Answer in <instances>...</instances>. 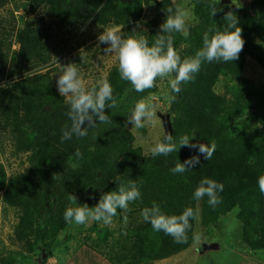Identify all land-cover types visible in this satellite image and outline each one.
<instances>
[{"label":"trees","instance_id":"obj_1","mask_svg":"<svg viewBox=\"0 0 264 264\" xmlns=\"http://www.w3.org/2000/svg\"><path fill=\"white\" fill-rule=\"evenodd\" d=\"M157 4L165 9L175 8L170 0L159 1ZM41 5H45L53 17H58L67 24L87 22L96 14L101 23L109 22L114 26H120L121 35L125 38L129 36L132 24L142 16L143 10L142 0H33L29 14ZM211 5L217 9L215 16L211 14ZM199 7L197 22L186 23L189 35L185 37L180 33L172 34L174 48L181 59L195 56V53L203 46L204 33L209 28L223 31L226 27L224 15L232 11L233 15L238 18L237 26L241 27L245 41L239 58L228 62L203 61L201 67L208 68V70L207 77L201 79L205 82L219 81L218 78L224 76L232 90L239 95V92H242L241 77L249 60L253 59L264 69V0H247L240 6L220 5V0H203ZM42 17L44 21V16ZM33 20L26 21L17 31L19 48L15 51L11 67L8 69V74L12 79L5 87H0V129L12 136L11 139L16 142L18 151L29 148L33 151L30 157L33 166L27 174L13 175L7 179L4 167L0 166V190L5 188L4 201L10 206L23 209L17 229L18 239L25 243L30 253L38 252L40 257L42 251H51L61 243V240L56 239L53 234L51 239L47 229L57 226L58 228L52 229L54 233L61 227L68 226L64 219V212L70 204L69 194H74V183L82 180L83 187L89 190H86V196L90 199L82 197L78 198L77 202L81 201L83 204L84 201L85 203L89 201L91 206L98 203L100 198H97V194H100L99 191L103 188L105 181L115 179L117 173H120L121 180L125 182L138 180L151 187L150 192L141 194V209L151 207L152 202L155 201L166 214H180L184 208L180 204L174 205L176 203L173 200L176 195H179L176 190L180 186L177 189V185L162 186L159 192H156L158 180L151 178L150 182H145V179H141V176L150 168L151 160H160V155L151 154L147 159H136L130 156L128 162L129 154L123 151V148L127 144L130 148L131 140L117 141L126 131L125 123L130 118L136 102L145 95V91L137 92L130 82L121 79L122 83L113 91L117 106L105 109L110 122H97L96 127L87 129L86 136H73L61 142L63 127L66 124L71 125L66 115L69 106L61 100L56 91H53L54 84L49 69L46 72H36L37 74L31 75L32 70L37 67L43 69L50 66L54 55L44 32L46 24L35 23ZM190 82L183 83L181 91L178 94L174 93L175 99L171 100L173 107L178 106L182 101L184 91ZM245 82L249 84L248 81ZM252 87L256 93H253L249 99L246 98V101L248 105L255 106L264 101V79L259 84L253 83ZM245 106L247 107V104ZM216 107L215 103L206 104L200 113V121L204 119L205 114L208 115L205 119L207 122H212V117L215 115L218 119L223 118L222 121H225L223 115L227 113L230 119L235 117L231 110L235 111L236 108L226 107L222 115L223 110H216ZM241 113L243 114L244 110ZM84 126H87V122ZM200 136L201 138L206 137V133L201 132ZM261 139L262 141H257L258 144L252 152L246 154L239 164L233 165L231 171L220 174L208 170L205 172L208 175L192 172L187 182L190 189L185 186L182 188L194 196L200 180L204 177H209L224 185L223 191L218 192L221 203L215 208L209 205L207 196L199 200L202 225L205 228L217 225L221 216L227 215L237 206L248 208L252 205V199L256 198L257 214L251 213L246 217L241 215L242 229H244L243 240L247 241L250 249L253 250H264V193L260 191L258 185V177L264 175V135ZM113 142L117 145L119 153L111 151L110 145ZM77 149L82 153V158L75 155ZM110 155L114 159L113 162H110ZM120 156L124 164L118 169ZM228 159L225 157L223 162H227ZM79 160L83 163L78 165ZM73 161H75L74 165H72ZM114 167L119 171L113 169ZM45 168L50 169L49 175L41 172ZM38 177L40 178L37 179ZM84 178L86 181L83 180ZM166 184L167 182L164 181L163 185ZM117 188L118 185L115 182V190ZM255 216L260 222L257 221L258 224L254 229V239L249 241L250 235L245 231L247 226L252 225L250 219H254ZM33 219L37 220V226ZM130 232L132 235L126 239L129 243L123 244L127 254L116 251L117 243H115L114 248L110 250L111 260L115 259L119 262L124 258L140 255L147 260L161 259L188 246L187 242L178 244L162 231H154L151 224L144 220L132 223ZM109 235L107 228H102L99 233V236L106 242ZM198 249L200 254H204L210 250H217L219 247L206 242ZM25 259L28 257L22 253L13 254V256L4 255L2 264H19ZM46 260L44 259L41 263L45 264Z\"/></svg>","mask_w":264,"mask_h":264},{"label":"rangeland","instance_id":"obj_2","mask_svg":"<svg viewBox=\"0 0 264 264\" xmlns=\"http://www.w3.org/2000/svg\"><path fill=\"white\" fill-rule=\"evenodd\" d=\"M142 1V16L132 24L129 35H132V31L135 30L138 32L137 35L145 36L151 45L156 35L161 32L160 25L165 21L167 13L163 6L157 4L163 0ZM170 1L174 7L179 5L189 12L186 23L197 22V9L200 8L199 5L203 0ZM246 1L233 0L232 4L240 6L241 3H246ZM32 5L33 0H0V87H5L12 79L8 74V69L11 67L15 51L19 48L17 31L30 19H34L35 23L46 24L44 32L54 54L50 66L43 69L37 67L32 70L31 75L37 74L36 72L43 73L49 69L54 84L53 91L59 94L57 80L68 63H75L79 75L89 88L104 78L109 80L113 91L122 83L115 54H106L104 49L108 45L101 44L98 40L99 35L104 32V28H119L121 34L120 26H114L109 22L101 23L96 14L93 19H89L87 22L67 24L60 18L53 17L45 5L38 6L32 11V14H29ZM42 16H44V21H42ZM207 70L208 68H200L194 79L186 87L182 101L176 107H173L172 101L168 99L169 96L174 95L169 85V80L174 78V74L169 77L158 78L155 87L145 90L146 93L141 98L145 103L152 105L155 116L151 121H145V126L142 128H135L127 121L125 123L126 131L117 140H122V142L131 140V147L128 148L127 144L123 148V151L129 154L128 162L130 156H134L136 159H147L152 154V147L156 143L164 141L165 128L162 115L169 114L174 130V140L178 141L182 135L191 137L195 133L196 135L192 138L191 143L210 144L215 141L216 150L211 160L205 159L197 148L182 146L179 149L177 147L176 152L167 156L160 155V160H151L150 168L141 176V179H145V182H150L151 178L158 180L156 192H159L162 186L177 185L176 189L180 186L176 190L179 195H176L173 199L176 203L174 205L180 204L184 209L190 206L194 210H199L198 218L190 219L191 228L187 232L188 246L182 247L170 256L161 259L147 260L140 255L124 258L119 262L115 259L111 260L110 250L114 248L115 243H117L115 246L116 251L119 250L127 254L123 244L125 242L129 243L126 239L132 235L130 232L131 224L143 220L140 212L144 208L141 209L142 198H140L129 203L130 210L126 213L118 208L111 226L91 220L84 225L67 223L68 226L61 227L54 233H52V229L58 227H49L47 229L48 236L52 239L53 234L56 239L61 240V243L51 251H42L40 257L38 252L30 253L26 249L25 243L16 236L23 209L10 206L4 201V188V190H0V264H2L4 255L13 256V254L17 255L19 253L28 257L19 264H42L41 261L44 259H47L45 264H264V250L250 249L249 243L243 240L242 237L244 231L242 229V216L246 217L251 213L257 214L256 198L252 199V205L248 208L237 206L227 215L221 216L217 225L205 228L202 225L199 201L195 200L188 190L182 189L184 186L190 189L187 182L188 177L192 176V172L205 174L210 170L226 174L228 170L231 171L233 165L239 164V161L246 154L252 152L258 144L257 141H262L261 137L264 135V101L255 106L248 105L246 101V98L249 99L253 93H256L252 84H259L264 79V69L253 59L249 60L241 77L242 92H239V95L236 94L235 90H232L231 85L225 81L227 79L224 76H220L219 81L205 82L202 80L201 78L205 79L207 77ZM245 81H248L249 84ZM60 97L62 101H65L64 97L61 95ZM211 103L217 105L216 110H223L226 107L236 108L235 111L231 110L235 117L230 119L228 113L225 115L223 110L222 115L224 114L225 121H222L223 118L218 119L215 115L212 117V122H207L205 120L208 117L207 114L200 121V113L204 110L206 104ZM243 110L244 113L242 114ZM201 132H205L206 137L201 138ZM11 138V135L0 129V166L4 167L7 179L13 175L27 174L33 166L30 160L33 153L32 149L18 151L16 142ZM110 146L113 153H119V149L114 142ZM197 155L200 157V161L194 168H190L182 174H173L170 171L176 163H183L189 157ZM225 157L229 158L227 162H223ZM113 161L114 159L110 155V162ZM74 163L75 161L72 162V165ZM82 163L81 160L78 161V165ZM111 164L109 165L113 167ZM123 164L124 161L120 156L118 169L122 168ZM48 169L45 168L41 172L49 175L50 169ZM113 169L119 171L115 167ZM115 177H121L120 173H117ZM83 180L86 181V178ZM81 181L79 180L78 183L72 181L75 184L74 194L77 199L82 197L90 199L86 196L89 190L83 187V181ZM134 181L137 183L141 194L150 192L151 187L149 185H144L138 180ZM164 181L167 182L165 186L163 185ZM102 187L99 191L100 194L95 192L97 198H100L102 193L115 190V180L105 181ZM89 193L91 194V192ZM78 203L82 204L81 201H78ZM86 204L89 207L96 205L90 206L89 201ZM125 215H127V220L124 219ZM257 221L259 220L256 216L254 219H250L252 225L246 228L245 232L250 235L249 241L254 239L253 233L258 224ZM33 222L36 225L37 220L33 219ZM43 226L45 228L44 223ZM102 228H107L110 233L107 242L99 236ZM194 234H198L200 239L194 240ZM206 242L216 244L219 249L200 254L198 248Z\"/></svg>","mask_w":264,"mask_h":264},{"label":"clouds","instance_id":"obj_3","mask_svg":"<svg viewBox=\"0 0 264 264\" xmlns=\"http://www.w3.org/2000/svg\"><path fill=\"white\" fill-rule=\"evenodd\" d=\"M175 2V0H173ZM211 14L215 16L217 9L211 5ZM166 20L160 25L161 32L156 35L154 42L149 45L148 39L143 35H137L133 30L132 35L126 38L120 34L119 28H104V32L98 37L101 44H107L104 49L106 54H115L118 60V71L122 80L131 83L137 92H144L155 87L158 78H165L175 74L169 80V85L173 93L181 91L183 83L190 82L199 72L203 61L207 62H228L239 58L245 41L242 36V29L237 26L239 21L232 11L224 15L226 27L223 31L209 28L203 35V46L193 57L181 59L174 48L173 33H180L187 37L189 32L186 29V17L189 12L176 5L175 8L165 9ZM210 33H213L210 35ZM59 94L65 98V103L69 106L66 113L71 125H65L62 129L61 142L71 139L73 136L84 137L87 135L89 127H96L97 122L109 123L110 117L106 115V108H115L117 101L113 97V88L107 78L97 81L91 88L87 87L84 79L79 75V70L75 63L65 65L57 80ZM169 100H174L175 96H169ZM109 101L111 103H109ZM155 116L152 105L144 102L143 99L136 102L128 123L135 128L144 127L145 121H151ZM85 122L87 126L85 127ZM191 137L182 135L178 141L173 139V135L167 134L163 142L156 143L151 153L153 156H167L176 152L182 146L198 148L205 159L211 160L215 150V141L209 143H191ZM75 155L82 158V153L77 149ZM200 161V157H189L183 163L178 162L170 169L173 174L184 173L190 168H194ZM117 190L102 193L99 202L94 207L88 204L77 202L75 194L68 196L70 204L64 212V219L69 224L84 225L89 221H99L104 225L111 226L113 217L117 209L129 211V203L141 198L140 189L135 181H123L116 177ZM259 189L264 193V175L258 177ZM224 185L215 180L204 177L200 180L199 186L194 192V199L199 201L204 196L208 197V203L215 208L221 203L218 192H222ZM143 220L149 222L156 232H163L171 236L178 244L186 243L187 232L191 228L190 219L198 218L199 210L186 207L181 214L168 215L162 211L161 206L153 201L151 207H145L141 213ZM127 220V215L124 216ZM194 240H199L198 234L193 235Z\"/></svg>","mask_w":264,"mask_h":264},{"label":"water","instance_id":"obj_4","mask_svg":"<svg viewBox=\"0 0 264 264\" xmlns=\"http://www.w3.org/2000/svg\"><path fill=\"white\" fill-rule=\"evenodd\" d=\"M233 0H220V5H229L232 4ZM163 118V124H164V128H165V136L167 134H171L173 135V125L171 122V118L169 114H163L162 115Z\"/></svg>","mask_w":264,"mask_h":264}]
</instances>
